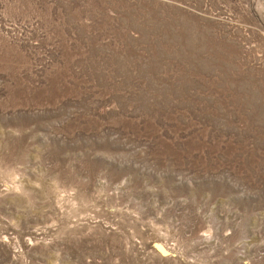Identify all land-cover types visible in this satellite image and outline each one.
I'll return each mask as SVG.
<instances>
[{"label":"rangeland","instance_id":"1","mask_svg":"<svg viewBox=\"0 0 264 264\" xmlns=\"http://www.w3.org/2000/svg\"><path fill=\"white\" fill-rule=\"evenodd\" d=\"M0 264H264V0H0Z\"/></svg>","mask_w":264,"mask_h":264}]
</instances>
